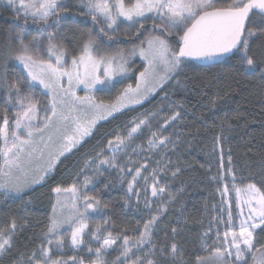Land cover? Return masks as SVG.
Masks as SVG:
<instances>
[{
	"label": "snow or ice",
	"instance_id": "snow-or-ice-1",
	"mask_svg": "<svg viewBox=\"0 0 264 264\" xmlns=\"http://www.w3.org/2000/svg\"><path fill=\"white\" fill-rule=\"evenodd\" d=\"M0 5L12 13L0 26V264H264V138L249 136L241 161L224 146L243 113L208 123L175 98L207 96L214 112L250 77L264 105V0ZM193 62L207 70L190 78ZM189 114L212 130L216 171L200 167L220 197L191 222L194 239L183 181L174 190L181 145L200 135ZM117 188L130 218L102 196Z\"/></svg>",
	"mask_w": 264,
	"mask_h": 264
},
{
	"label": "trees",
	"instance_id": "trees-1",
	"mask_svg": "<svg viewBox=\"0 0 264 264\" xmlns=\"http://www.w3.org/2000/svg\"><path fill=\"white\" fill-rule=\"evenodd\" d=\"M11 11L4 5H0V26H7L6 20H10ZM227 68L228 65H224ZM207 67H199L193 63V68L187 71V77L195 78L196 73L204 72ZM220 68H212L210 71L215 73L221 71ZM184 73L181 74L183 79ZM241 86L237 90L233 86V95L227 97L224 100L218 101L216 109L209 111L207 108L202 107V105L208 104V97L197 94L195 92H177L176 99H184L187 106L192 112H195L197 116L203 114L204 118L211 123L213 118L221 117L224 113H228L229 116L235 115L237 113H243L247 118L248 127L240 128L234 132L229 137V142L225 144V150L231 147L237 159L243 161L244 159V149L245 141L249 139V136H254L256 138V143L264 138V112H261V102L257 96L250 94L243 87L244 84L249 83L250 77H241ZM249 89L255 91L251 84H249ZM216 89L213 88L209 95H213ZM223 95V92H221ZM159 97H156L152 104L146 105V107H152L157 104ZM187 128L195 133L197 129H200V135L194 139L190 140V143L185 142L181 145V160L183 161L182 167L186 170L181 176V180H178L174 184L175 188L181 186V181H183L184 191L181 198V203L184 207V216L190 221V226L193 227L194 231L192 233L193 239L195 238L196 232L199 231V226L191 224L192 221L197 219H204L205 215V204L207 201L210 202L208 205V212L211 214V206L216 203L217 196L214 193V188L208 182L206 168H201L200 165L204 164L206 167L208 164H212V171H216V161L209 158L211 153L212 142H211V129L207 133L204 131V126L200 121L195 120L191 114L187 116ZM110 126V125H108ZM103 198L110 201L116 208L118 213V220H123L130 218V216L123 212L121 215L120 208V196L114 191H107ZM33 204L30 206L32 213L36 218H43L48 213L49 200H48V190L47 188L37 187L36 191L32 193ZM15 207V205H13ZM207 218V215H206ZM167 220V217L165 218Z\"/></svg>",
	"mask_w": 264,
	"mask_h": 264
},
{
	"label": "rangeland",
	"instance_id": "rangeland-1",
	"mask_svg": "<svg viewBox=\"0 0 264 264\" xmlns=\"http://www.w3.org/2000/svg\"><path fill=\"white\" fill-rule=\"evenodd\" d=\"M136 63L139 64L140 61L137 60ZM81 94H82V93H81ZM0 106H2V102H0ZM38 187H39V186H38ZM113 191H114V193H117V194H119V195H122V193L120 192V190H119L118 188H117V189H114ZM104 194H106V193L103 192V193H102V196H105ZM216 196H217V199H218V200L216 201L215 204H218V203H219V200H220V197H219L218 194H216ZM207 203L210 205V202H209V201H207ZM207 203H206V204H207ZM125 211H126V210H125ZM126 213H127V211H126ZM45 214H47V212H46ZM127 214H128V213H127ZM211 214H212V213H211ZM211 214H210L209 212H208V214L205 213V215H204V221H205V223H207L208 216L211 215ZM128 215H129V214H128ZM206 215H207V218H206Z\"/></svg>",
	"mask_w": 264,
	"mask_h": 264
},
{
	"label": "water",
	"instance_id": "water-1",
	"mask_svg": "<svg viewBox=\"0 0 264 264\" xmlns=\"http://www.w3.org/2000/svg\"><path fill=\"white\" fill-rule=\"evenodd\" d=\"M195 65L199 66V67H207L206 65L200 64L198 62H193Z\"/></svg>",
	"mask_w": 264,
	"mask_h": 264
}]
</instances>
